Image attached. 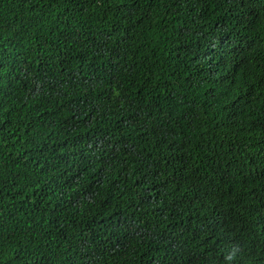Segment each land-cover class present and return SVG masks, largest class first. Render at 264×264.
Listing matches in <instances>:
<instances>
[{
  "label": "trees",
  "instance_id": "obj_1",
  "mask_svg": "<svg viewBox=\"0 0 264 264\" xmlns=\"http://www.w3.org/2000/svg\"><path fill=\"white\" fill-rule=\"evenodd\" d=\"M0 264H264V0H0Z\"/></svg>",
  "mask_w": 264,
  "mask_h": 264
}]
</instances>
